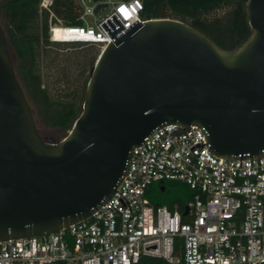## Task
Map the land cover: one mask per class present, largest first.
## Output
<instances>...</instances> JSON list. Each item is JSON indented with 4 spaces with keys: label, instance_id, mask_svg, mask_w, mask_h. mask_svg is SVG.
Segmentation results:
<instances>
[{
    "label": "water",
    "instance_id": "obj_1",
    "mask_svg": "<svg viewBox=\"0 0 264 264\" xmlns=\"http://www.w3.org/2000/svg\"><path fill=\"white\" fill-rule=\"evenodd\" d=\"M245 7L251 32L234 48L178 18L125 27L111 14L101 22L111 39L58 141L37 128L0 21V238L47 234L88 217L125 176L130 150L170 122L201 127L220 156L264 155V0Z\"/></svg>",
    "mask_w": 264,
    "mask_h": 264
},
{
    "label": "built area",
    "instance_id": "obj_2",
    "mask_svg": "<svg viewBox=\"0 0 264 264\" xmlns=\"http://www.w3.org/2000/svg\"><path fill=\"white\" fill-rule=\"evenodd\" d=\"M78 1L82 23L51 25V40L101 50L111 39L101 22L111 14L125 27L148 19L143 0ZM51 2L40 0V7ZM204 134L196 124L161 126L130 150L125 176L88 217L47 234L0 238V264H136L142 255L167 264L264 260V155L220 156L207 148ZM167 180L192 190L182 208L155 206L147 195L152 183Z\"/></svg>",
    "mask_w": 264,
    "mask_h": 264
},
{
    "label": "trees",
    "instance_id": "obj_3",
    "mask_svg": "<svg viewBox=\"0 0 264 264\" xmlns=\"http://www.w3.org/2000/svg\"><path fill=\"white\" fill-rule=\"evenodd\" d=\"M245 1L143 0L142 14L147 18L181 19L205 33L221 47L234 48L251 32ZM0 3V21L6 33L14 68L30 101L38 130L39 124H45L57 127L66 134L80 112L88 77L79 86L54 97L49 82L43 81L40 59L50 55V46L57 49L60 45L84 43L51 40L49 34V27L53 24L82 23L79 18V1L52 0L48 9L40 7V0H0ZM96 58V53L89 56L88 65L92 66ZM192 194L186 184L171 180L152 183L147 189V195L155 206L166 204L171 209L175 205L182 208ZM48 264L65 263L57 261ZM136 264L167 262L161 257L142 255Z\"/></svg>",
    "mask_w": 264,
    "mask_h": 264
},
{
    "label": "rangeland",
    "instance_id": "obj_4",
    "mask_svg": "<svg viewBox=\"0 0 264 264\" xmlns=\"http://www.w3.org/2000/svg\"><path fill=\"white\" fill-rule=\"evenodd\" d=\"M85 19L88 23H94L92 15H86ZM48 49L50 55L40 59V67L43 81L49 82L54 97L79 86L85 77H89L92 66L88 65L87 59L93 53L98 56L101 51L98 45L87 43H70L68 46L60 45L57 49L50 46ZM39 130L49 141H58L65 135L59 128L45 124H39Z\"/></svg>",
    "mask_w": 264,
    "mask_h": 264
},
{
    "label": "bare ground",
    "instance_id": "obj_5",
    "mask_svg": "<svg viewBox=\"0 0 264 264\" xmlns=\"http://www.w3.org/2000/svg\"><path fill=\"white\" fill-rule=\"evenodd\" d=\"M55 39H59V37H60V35H59V29L57 28L56 30H55Z\"/></svg>",
    "mask_w": 264,
    "mask_h": 264
}]
</instances>
